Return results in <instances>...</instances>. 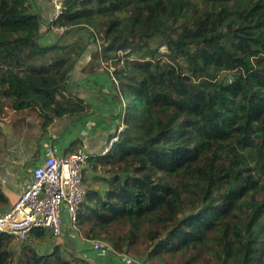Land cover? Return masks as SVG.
I'll return each instance as SVG.
<instances>
[{"label":"trees","instance_id":"1","mask_svg":"<svg viewBox=\"0 0 264 264\" xmlns=\"http://www.w3.org/2000/svg\"><path fill=\"white\" fill-rule=\"evenodd\" d=\"M63 8L57 25L87 31L100 48L91 60H113L114 69L108 116L118 140L83 170L79 232L87 227L89 241L116 254L143 235L157 264L187 254V264L205 256L264 264V0H65ZM43 26L50 31L37 0H0V112L42 117L46 132L56 118L87 114L68 91L88 44L44 45ZM100 172L103 186L89 187ZM7 203L0 186V207ZM118 223L127 233L110 238ZM16 241L0 232V264L11 263ZM18 242V264H95L65 258L57 243L41 254Z\"/></svg>","mask_w":264,"mask_h":264},{"label":"crops","instance_id":"2","mask_svg":"<svg viewBox=\"0 0 264 264\" xmlns=\"http://www.w3.org/2000/svg\"><path fill=\"white\" fill-rule=\"evenodd\" d=\"M38 1V9L49 20L52 14L50 2ZM70 84L72 88L69 92L87 104V114L84 116L56 118L45 133L40 131L37 120L39 117L33 120L34 116H22L6 108L7 117L0 118V186L8 201L5 206L0 207V211L9 209L17 201L32 170L44 160L47 147L51 146L58 155L81 149L100 154L109 145L116 128V124L108 116L111 111L77 90V83ZM80 245L82 249H86L91 243L88 240ZM94 253L84 252L79 255L95 263L88 256Z\"/></svg>","mask_w":264,"mask_h":264},{"label":"built area","instance_id":"3","mask_svg":"<svg viewBox=\"0 0 264 264\" xmlns=\"http://www.w3.org/2000/svg\"><path fill=\"white\" fill-rule=\"evenodd\" d=\"M64 1L50 0L52 14L48 29L60 35L67 30L57 25ZM117 140L118 137L112 138L100 155H105ZM96 155L85 149L58 155L51 146L47 147L44 160L32 170L17 201L9 209L0 211V232L25 241L38 230L48 231L55 239L78 230V212L88 194L83 170L87 161ZM90 243L95 252L114 253L108 244Z\"/></svg>","mask_w":264,"mask_h":264},{"label":"rangeland","instance_id":"4","mask_svg":"<svg viewBox=\"0 0 264 264\" xmlns=\"http://www.w3.org/2000/svg\"><path fill=\"white\" fill-rule=\"evenodd\" d=\"M40 1V0H39ZM38 1V2H39ZM47 3L50 0H43ZM40 3V2H39ZM43 38L42 43L44 45H52L58 40H61L63 45H73L81 41L86 42L88 45L85 51L77 58L74 65L73 71L70 75V82L77 83V90L86 94L90 100H95L100 103L104 108H107L109 111H112V105L110 102V93L112 92V74L113 69V60L109 62V65L106 63H97L91 60L92 54H95L99 49V44L91 43L89 40V33L85 30H74L67 34H58L53 33L47 30L45 26L42 28ZM46 37V38H45ZM89 41V43H88ZM161 58L167 59L169 51L165 47H161ZM118 57L121 60H124V54L118 53ZM69 92V91H68ZM72 92V91H71ZM69 94H71L69 92ZM7 117L6 108L0 112V118ZM38 117L35 116L32 119L36 120ZM40 125V131H42V125L44 123V118L39 117L37 119ZM1 121V119H0ZM36 125V124H35ZM47 132V131H46ZM42 133H45L43 131ZM2 133L0 132V135ZM113 137L110 138L109 142ZM103 176V173H96L95 175L89 174L88 184L89 187L99 188L103 186V183L100 181L99 177ZM87 227H84L80 230L71 231L68 235L62 236L61 238L55 239L51 235V238L44 241H37L30 237L26 240L27 244H32L36 249L42 254L51 250L56 243L59 244L63 255L69 260H74L76 257L80 258L79 254L84 252L91 253L94 252L91 249V246H86V249H82L80 246L81 242H88L89 238L87 236ZM128 231V227L123 223L113 224L108 228V236L113 239L123 237ZM135 244L127 250L124 248L126 253H108L104 254L102 252H95L90 256L96 264H157L156 261H151L148 259L149 251V242L145 239L143 235H138ZM84 240V241H83ZM80 243V244H79ZM112 246L113 244L110 243ZM21 242L16 241V245H12L13 258L10 264H18L19 257L21 255L20 247ZM81 248V249H80ZM189 260V254L187 255H167L165 260L160 264H187ZM208 258L201 257L199 260L194 261L190 264H207Z\"/></svg>","mask_w":264,"mask_h":264}]
</instances>
